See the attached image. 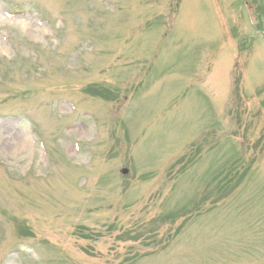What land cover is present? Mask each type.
Segmentation results:
<instances>
[{"label":"rangeland","instance_id":"1","mask_svg":"<svg viewBox=\"0 0 264 264\" xmlns=\"http://www.w3.org/2000/svg\"><path fill=\"white\" fill-rule=\"evenodd\" d=\"M0 264H264V0H0Z\"/></svg>","mask_w":264,"mask_h":264},{"label":"water","instance_id":"2","mask_svg":"<svg viewBox=\"0 0 264 264\" xmlns=\"http://www.w3.org/2000/svg\"><path fill=\"white\" fill-rule=\"evenodd\" d=\"M126 172H127L126 170H122L121 171L122 174H126Z\"/></svg>","mask_w":264,"mask_h":264}]
</instances>
